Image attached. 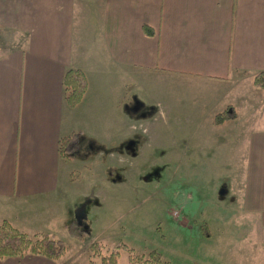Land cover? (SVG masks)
<instances>
[{
  "label": "crops",
  "instance_id": "1",
  "mask_svg": "<svg viewBox=\"0 0 264 264\" xmlns=\"http://www.w3.org/2000/svg\"><path fill=\"white\" fill-rule=\"evenodd\" d=\"M0 40V224L31 235L66 231L72 222L61 201L73 159L61 158L60 139L82 134L113 146L112 133L98 137L101 128H116L123 145L130 82L139 92L180 83L189 88V101L200 91L211 103L203 120L200 113L194 119L206 121L219 106L214 120L234 115L226 123L238 126L233 134L242 136L245 151L231 199L255 226L261 253L247 263L264 264V92L253 85L264 72V0H0ZM69 70L85 80L76 106L66 100ZM238 103L243 113L236 112ZM226 207L218 204V227L203 222L204 236L195 243L202 264H240L225 235ZM82 212H75L79 221ZM87 263L84 254L66 250L58 259H0Z\"/></svg>",
  "mask_w": 264,
  "mask_h": 264
},
{
  "label": "rangeland",
  "instance_id": "2",
  "mask_svg": "<svg viewBox=\"0 0 264 264\" xmlns=\"http://www.w3.org/2000/svg\"><path fill=\"white\" fill-rule=\"evenodd\" d=\"M130 83L127 141L118 145L117 129L103 127L98 138L104 141L112 133L113 146L81 134L68 155L73 161L66 165V176L72 183L61 202L66 221L77 222L88 236L78 241L59 229L54 237L71 254L87 256L94 242L107 249L121 243L134 254L156 252L166 264H202L195 247L204 236L201 226L218 227L217 207L225 203L229 246L240 264L250 263V254L261 253L255 226L243 221L231 199L245 151L242 136L233 134L238 126L214 120L221 106L201 121L211 103L200 91L189 101V88H179L180 83L141 92ZM234 108L243 113L244 105ZM199 113L203 117L198 121ZM75 208L83 211L81 221ZM127 256L122 251L119 261Z\"/></svg>",
  "mask_w": 264,
  "mask_h": 264
},
{
  "label": "trees",
  "instance_id": "3",
  "mask_svg": "<svg viewBox=\"0 0 264 264\" xmlns=\"http://www.w3.org/2000/svg\"><path fill=\"white\" fill-rule=\"evenodd\" d=\"M147 35H151L150 29H144ZM256 89L264 92V72L257 74L253 79ZM66 100L70 106H76L84 93L85 80L77 70H69L64 77ZM226 114H220L215 121L221 122L226 119ZM78 134L60 139L59 154L61 158H68V155L77 148ZM67 233L80 241L88 236V231L81 228L77 222H72L66 227ZM202 228V226H201ZM65 245L54 236L46 233H37L31 236L24 234L13 228L7 222L0 224V259L8 257H24L27 255H40L50 259H58L65 252ZM122 251L128 252L127 262L129 264H166L163 263L160 255L156 252L147 254H134L124 244H117L111 248H105L98 242L90 245L87 254V264H118V259Z\"/></svg>",
  "mask_w": 264,
  "mask_h": 264
}]
</instances>
